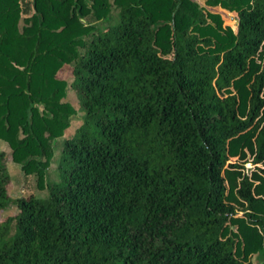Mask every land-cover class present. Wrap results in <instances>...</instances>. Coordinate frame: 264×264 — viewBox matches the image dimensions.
<instances>
[{"label":"trees","instance_id":"obj_1","mask_svg":"<svg viewBox=\"0 0 264 264\" xmlns=\"http://www.w3.org/2000/svg\"><path fill=\"white\" fill-rule=\"evenodd\" d=\"M205 6L0 0V264H264V0Z\"/></svg>","mask_w":264,"mask_h":264},{"label":"rangeland","instance_id":"obj_2","mask_svg":"<svg viewBox=\"0 0 264 264\" xmlns=\"http://www.w3.org/2000/svg\"><path fill=\"white\" fill-rule=\"evenodd\" d=\"M202 7L205 6V0H196ZM212 11L217 12L221 15L223 19V25L230 26L234 31H237L238 28V16L235 12H230L225 9H222L220 7H214L212 8ZM113 20L116 19V11H113ZM57 76L61 79L66 80L68 83L67 86V97L68 100L73 104V106L76 108L77 113L72 116L71 118V125L69 130L66 131L65 135L59 137L54 142V160L52 161V164L50 168L47 171V180H57L58 179V172H57V158L59 156L60 150L62 148V144L67 137H71V128H73L75 125L78 124V122L84 117V111L79 107L78 103V97L76 92L71 88V81H72V64H65L62 68L59 69ZM0 151H4L6 156V165L8 167L9 173L11 175V182L8 184L7 189L8 193L11 196L13 202L9 205V207L3 211L2 217L5 218L7 216L15 215L18 212V207L15 203V200L17 198H20L22 196H27L31 193H34L36 196L45 198L48 194V191L46 189L40 190L37 188V180L36 175H25L22 171L19 164L13 162L11 160L10 156V148L9 146L4 142L0 140ZM252 157H249L247 159V163H243L242 160H236V158H231L228 162H238L244 166L245 173H251L252 170L255 169L256 166L262 167L261 164L255 165L251 162ZM239 215H242L241 212H239ZM251 261L253 264H259L260 263V257L255 255L252 256Z\"/></svg>","mask_w":264,"mask_h":264}]
</instances>
